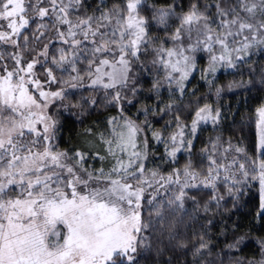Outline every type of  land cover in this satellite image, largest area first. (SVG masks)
Segmentation results:
<instances>
[{"label": "snow or ice", "instance_id": "6c2138e0", "mask_svg": "<svg viewBox=\"0 0 264 264\" xmlns=\"http://www.w3.org/2000/svg\"><path fill=\"white\" fill-rule=\"evenodd\" d=\"M253 49H264V0H192L179 11L175 0L166 7L150 0H99L94 7L88 0H0V264H141L165 239L200 256L208 248L203 236L191 248L181 239L185 203L199 205L206 196L207 213L224 199L221 185L234 201L258 187L257 216L264 219V105L256 110L254 152L217 136L201 149L199 164L193 142L201 125L218 128L221 111L204 103L186 117L175 103L157 105L176 116L165 130H152V139L171 161L188 154L184 167L166 176L146 164L151 126L124 108L132 103L128 93L139 94L141 69L155 73L154 91L167 85L183 97L198 52L208 59L202 79L213 85L218 71L239 70ZM244 86L230 81L226 88ZM83 88L102 92L118 109L105 131L87 130L103 155L62 151L55 142L64 111L82 107L72 101ZM160 189L174 192L167 204L158 200Z\"/></svg>", "mask_w": 264, "mask_h": 264}, {"label": "trees", "instance_id": "16d2710c", "mask_svg": "<svg viewBox=\"0 0 264 264\" xmlns=\"http://www.w3.org/2000/svg\"><path fill=\"white\" fill-rule=\"evenodd\" d=\"M98 2L99 0H88L93 7ZM111 2L112 0H105L109 6ZM150 2L157 7H166L172 5L174 0H150ZM191 2L192 0H175L177 11L181 5L187 10ZM203 3L204 0H201L202 5ZM155 34L156 29L153 28V35ZM161 38H164L163 34ZM207 66V59L197 58V68L186 82V93L183 97L178 92L173 96V90L167 87H161L157 93L152 87L155 79L148 72L144 73L145 69H141L138 74L139 94L132 97L131 93H128L132 103L129 104L125 100L124 108L128 117L142 126H151L147 133L150 153L146 164L149 170H156L166 176L174 167L182 169L188 159V154L184 152L180 153L175 161H171L165 154L164 145L157 144L152 139V130L157 132L165 130L166 125L175 119V111L161 113L156 110L157 105L164 108L168 103H175L181 114L186 117L198 105L203 106L204 103L210 104L213 109H219L222 113L218 128L214 129L211 124L201 126L202 130L193 142L192 159L196 164L200 162L201 149L210 139H215L217 136L223 140L231 139L233 143L242 142L254 152L256 110L264 105V51L247 57L239 70L218 71L213 85L207 84L202 79L201 70ZM230 81H244L245 86L228 91L226 85ZM216 88L224 90L217 95ZM93 98L99 101L95 107L89 103ZM72 102L79 103L82 107L64 111L63 116L60 117V131L55 141L60 150L74 152L79 149L105 154L103 145L98 142L93 143L96 137L87 130L92 129L94 133L105 131L108 118L118 115V109L104 101L102 92L94 93L85 88L77 90ZM59 103L58 101L57 105ZM146 108L152 111L145 112ZM187 122L190 124L191 120L188 119ZM164 135L167 137L169 131H164ZM143 136L142 133V139ZM87 163L100 167L102 162L90 158ZM220 192L224 194V199L218 206L213 203L207 213L203 208V204L208 200L206 196L198 197L199 205L191 199L186 200L185 203V210L189 215L184 217V224L179 227L181 239L186 240L191 248L193 243L198 244V237L203 236L208 248L202 255L194 257L189 249H181L176 246V242L169 244L165 239L163 245L155 246L162 248V251L159 254L156 251L145 252L141 264H257L264 257L260 243L264 241V219L257 216L260 202L258 187L245 190L244 194L235 201L227 195L223 185L220 186ZM173 195V191L166 193L164 189H160L158 200L167 204L168 198ZM144 216L148 218L149 213L145 211ZM241 236L245 237V241L238 249H230L228 245Z\"/></svg>", "mask_w": 264, "mask_h": 264}, {"label": "rangeland", "instance_id": "374dc122", "mask_svg": "<svg viewBox=\"0 0 264 264\" xmlns=\"http://www.w3.org/2000/svg\"><path fill=\"white\" fill-rule=\"evenodd\" d=\"M163 39V38H162ZM47 41L45 40L44 41V43H46ZM40 47H43V43H41L40 44ZM261 51H264V49H253V50H251V54L252 55H254L255 53H258V52H261ZM198 57H204L205 59H207V54L206 53H203V52H198L197 54H196V59L198 58ZM145 63L146 64H148V67L150 68L151 67V64H150V57H149V59L147 60V61H145ZM207 63H208V59H207ZM221 70H223V69H221ZM233 71L234 69H229L228 71ZM145 72H147L146 70L144 71V73ZM154 79H156L157 77L155 76V73L153 72V73H151L150 74ZM54 89L57 87V86H52ZM162 87H167L168 88V86L167 85H163ZM85 89H87V88H85ZM58 102V101H57ZM56 102V103H57ZM256 119V118H255ZM201 126H203V125H201ZM180 153H178L177 154V156L179 155ZM149 192H150V189L148 190Z\"/></svg>", "mask_w": 264, "mask_h": 264}]
</instances>
